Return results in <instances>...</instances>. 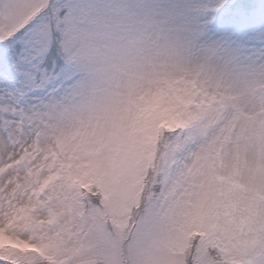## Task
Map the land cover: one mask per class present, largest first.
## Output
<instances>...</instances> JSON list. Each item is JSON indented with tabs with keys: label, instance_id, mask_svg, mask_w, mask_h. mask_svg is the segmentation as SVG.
Segmentation results:
<instances>
[{
	"label": "snow or ice",
	"instance_id": "snow-or-ice-1",
	"mask_svg": "<svg viewBox=\"0 0 264 264\" xmlns=\"http://www.w3.org/2000/svg\"><path fill=\"white\" fill-rule=\"evenodd\" d=\"M0 264H264V0H0Z\"/></svg>",
	"mask_w": 264,
	"mask_h": 264
}]
</instances>
